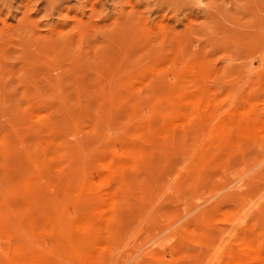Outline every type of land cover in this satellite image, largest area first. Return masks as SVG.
<instances>
[{
  "label": "rangeland",
  "instance_id": "rangeland-1",
  "mask_svg": "<svg viewBox=\"0 0 264 264\" xmlns=\"http://www.w3.org/2000/svg\"><path fill=\"white\" fill-rule=\"evenodd\" d=\"M263 124L264 0H0V264H264Z\"/></svg>",
  "mask_w": 264,
  "mask_h": 264
},
{
  "label": "bare ground",
  "instance_id": "bare-ground-1",
  "mask_svg": "<svg viewBox=\"0 0 264 264\" xmlns=\"http://www.w3.org/2000/svg\"><path fill=\"white\" fill-rule=\"evenodd\" d=\"M241 113V112H240ZM178 124V123H177ZM262 125V124H261ZM264 125V124H263ZM264 127V126H263ZM260 128V127H259ZM257 129V128H256ZM255 129V130H256ZM258 130V129H257ZM263 130V129H262ZM59 136V135H58ZM55 137V136H54ZM60 140V138H58ZM38 144V143H37ZM94 144V143H93ZM62 146V145H61ZM60 148V147H59ZM68 148V146H67ZM66 149V148H65ZM20 157V156H19ZM17 158H15L16 160ZM137 167V166H136ZM25 175V174H24ZM111 175V174H110ZM54 179V178H53ZM51 180V179H50ZM259 180V179H258ZM17 181V180H16ZM243 182V181H242ZM15 185V184H14ZM6 187V186H5ZM19 188V187H18ZM14 193V192H13ZM12 193V194H13ZM47 193V192H46ZM134 194V193H133ZM5 195V194H4ZM97 196H100V193L97 194ZM2 199V198H1ZM39 200V199H38ZM8 202V201H7ZM12 202V201H11ZM108 204H112V201H108ZM23 204V203H22ZM48 204V203H47ZM39 205V204H38ZM47 207V206H46ZM260 207V206H259ZM22 209V208H21ZM48 209V208H47ZM103 211V210H102ZM108 212V211H107ZM114 213V212H112ZM33 215V214H32ZM117 216V215H116ZM31 217V216H30ZM130 217V216H129ZM133 218V217H132ZM99 220V219H98ZM19 221V220H18ZM132 221V220H131ZM109 227V226H108ZM10 230V229H9ZM26 230V229H25ZM106 230V229H105ZM18 231V230H17ZM12 235V234H11ZM103 239V238H102ZM23 240H26L25 238ZM18 243V242H17ZM105 243V242H104ZM100 248V246H99ZM85 251V250H84ZM261 257V256H260ZM259 259V255L256 250L251 249L250 252L244 256L240 261L235 262V264H255ZM262 259V258H261ZM2 261V260H1ZM201 261V260H200ZM32 264H41L38 260H34Z\"/></svg>",
  "mask_w": 264,
  "mask_h": 264
}]
</instances>
